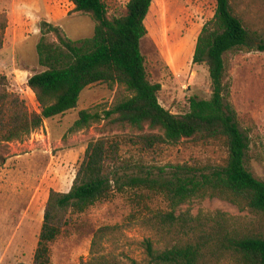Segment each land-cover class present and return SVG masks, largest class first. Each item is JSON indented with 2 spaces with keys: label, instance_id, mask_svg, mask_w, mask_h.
Wrapping results in <instances>:
<instances>
[{
  "label": "trees",
  "instance_id": "obj_1",
  "mask_svg": "<svg viewBox=\"0 0 264 264\" xmlns=\"http://www.w3.org/2000/svg\"><path fill=\"white\" fill-rule=\"evenodd\" d=\"M65 1L92 20L94 36L72 41L60 28L42 23L36 51L44 71L28 80L40 113L30 112L10 91L7 79L0 78V168L10 145L24 143L46 121L75 110L82 94L95 85L124 88L131 96L103 114L82 112L70 133L106 123L129 136L92 140L70 191L50 192L33 264H52L51 246L72 226L74 217L130 192L134 209L130 222L154 236L143 242V264H264V182L246 167L250 142L228 103L226 83L228 56L254 50L264 53V41L252 44L250 31L236 14L235 0H209L216 5L215 14L199 35L193 63L208 67L212 97L209 101L192 98L189 111L181 115L160 105L161 86L150 82L141 52L153 0H129L125 10L113 16L104 0ZM7 29L8 18L2 14L0 50ZM184 143L221 144L227 160L205 169L176 165L165 172L156 168L159 174H155L146 169L142 158H123L127 145L143 155ZM157 198L165 200L167 211L151 208ZM212 200L236 208L241 216L181 210ZM121 230L118 226L97 230L87 264H140L100 252L103 243Z\"/></svg>",
  "mask_w": 264,
  "mask_h": 264
},
{
  "label": "rangeland",
  "instance_id": "obj_2",
  "mask_svg": "<svg viewBox=\"0 0 264 264\" xmlns=\"http://www.w3.org/2000/svg\"><path fill=\"white\" fill-rule=\"evenodd\" d=\"M104 1L112 16L123 12L129 2ZM235 2L236 14L250 31L252 44L258 46L264 41V0ZM215 10V3L209 0H153L145 21L148 36L141 42V52L150 82L161 86L160 105L173 115L187 113L192 98L209 101L212 97L209 69L204 64L194 65L193 58L199 35ZM2 14L8 18V29L0 50V78L7 79L10 91L25 102L30 112L40 113L28 80L44 71L36 51L42 23L46 21L60 28L72 41L91 39L95 25L65 0H0ZM226 83L228 103L250 142L246 167L264 182V53L254 50L229 55ZM130 96L124 88L95 85L82 94L75 110L46 121L43 129L24 143L8 147L4 155L6 163L0 168V264H33L50 192L70 191L92 140L129 136H122L106 123L71 134L79 115L85 111L103 114ZM132 156L134 161L142 158L146 169L155 174H159L156 168L171 172L170 166L176 165L198 169L218 166L228 157L225 148L217 143L199 147L188 143L162 146L143 155L127 145L123 158ZM131 196V192L116 195L110 202L74 217L72 226L51 246L52 264H87L94 234L102 227L114 226L122 230L106 240L100 252L124 262L135 260L143 264L146 259L143 242L154 236L130 222L134 212ZM151 208L167 211V203L157 198ZM181 210L193 215L221 211L241 216L236 208L218 200L194 202Z\"/></svg>",
  "mask_w": 264,
  "mask_h": 264
}]
</instances>
